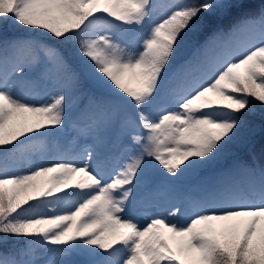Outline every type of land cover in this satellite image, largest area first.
<instances>
[{
	"label": "snow or ice",
	"instance_id": "obj_1",
	"mask_svg": "<svg viewBox=\"0 0 264 264\" xmlns=\"http://www.w3.org/2000/svg\"><path fill=\"white\" fill-rule=\"evenodd\" d=\"M6 25L0 264H264V147L226 155L264 107V0H0ZM66 119L84 147L31 151ZM198 169L183 222H140L138 189Z\"/></svg>",
	"mask_w": 264,
	"mask_h": 264
},
{
	"label": "trees",
	"instance_id": "obj_2",
	"mask_svg": "<svg viewBox=\"0 0 264 264\" xmlns=\"http://www.w3.org/2000/svg\"><path fill=\"white\" fill-rule=\"evenodd\" d=\"M188 3H198L199 0H186ZM3 29H8L7 25ZM18 30V29H17ZM8 34H14L13 31H6ZM61 135L56 134L57 139H50L48 141L50 146H58L63 142H67L75 136L69 130L61 132ZM264 147V107H261L259 102H253L250 109L248 119L244 128L234 138L231 145L226 150V155L229 157H246L249 158L250 154L255 153L258 157L261 153V149ZM38 152V150H34ZM56 152V151H55ZM50 154H53L50 151ZM199 175H207L208 169H200Z\"/></svg>",
	"mask_w": 264,
	"mask_h": 264
},
{
	"label": "rangeland",
	"instance_id": "obj_3",
	"mask_svg": "<svg viewBox=\"0 0 264 264\" xmlns=\"http://www.w3.org/2000/svg\"><path fill=\"white\" fill-rule=\"evenodd\" d=\"M154 2L157 3V4H163V3L170 2V0H154ZM160 14H161V9L157 8V10L154 12L153 15H154V17H159ZM9 28L14 29L13 27H10V26H9ZM65 125H66V129H70V131H72V132L74 131L73 128H72V126H71V124L68 122L67 119L65 120ZM60 134H61V132H60ZM85 143H86V141L83 138H81V140H77V142H76V144L74 146H71L69 148L62 147V150H72L74 152L75 151H79L82 147L85 146ZM42 148L44 149V152L50 154L49 151L47 150L49 148V146L47 145V143H44V145H43ZM195 172H196L195 170H186L181 175V177H190V176L191 177H195V175H194ZM200 180L201 179H199V180L196 179L194 182L190 183L189 184V189H191L194 185H196ZM159 182L160 183H168V181L165 179L164 176L159 177ZM173 185H174V183H173ZM180 193L181 192L178 190V187H175L174 188V191L171 192V193H168L167 195H169V194L170 195H178L177 197H179V194ZM158 198L161 199V201H163L161 203V206H159L158 204H156V202H155L156 201L155 200L156 198H154L153 196H152V201H150L151 203H148L149 201L146 199L144 201L142 200L141 202H139L140 201L139 200L138 201V203L140 204L139 206H138V204L135 205L136 211L134 212V214L137 216V218L140 220V222L142 224H145V226H146V221H145L144 217L147 214L146 211H148L149 213H152V212H156L158 210H163L164 207H169V202L166 201V195L165 194L159 193L158 194ZM142 206H145L146 207V211L141 210V209H143ZM186 206H187V203H186ZM140 207H141V209H140ZM164 214L167 215V212H165ZM185 214H186V211H185ZM169 218L170 219H173V220H176L178 222H183L185 220V218H183L182 220H177L176 216L175 217H169ZM49 255H51V254H49Z\"/></svg>",
	"mask_w": 264,
	"mask_h": 264
}]
</instances>
